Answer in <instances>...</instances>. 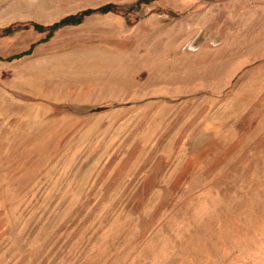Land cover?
Here are the masks:
<instances>
[{"label": "rangeland", "instance_id": "374dc122", "mask_svg": "<svg viewBox=\"0 0 264 264\" xmlns=\"http://www.w3.org/2000/svg\"><path fill=\"white\" fill-rule=\"evenodd\" d=\"M0 264H264V0H0Z\"/></svg>", "mask_w": 264, "mask_h": 264}, {"label": "trees", "instance_id": "16d2710c", "mask_svg": "<svg viewBox=\"0 0 264 264\" xmlns=\"http://www.w3.org/2000/svg\"><path fill=\"white\" fill-rule=\"evenodd\" d=\"M143 2H146V1H143ZM113 8H114L113 6H107V7L99 9L98 11H100V12H107L108 11L109 12V11L113 10ZM116 10L119 11V9L117 7H116ZM92 12H94V11H92ZM92 12H85V13L76 15L74 17L66 18V19L56 23L55 25H53L51 27L50 31L54 32V31H56L58 29H61V28L65 27V26L80 24V23H82L83 19L86 16L92 14Z\"/></svg>", "mask_w": 264, "mask_h": 264}]
</instances>
